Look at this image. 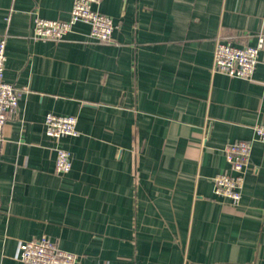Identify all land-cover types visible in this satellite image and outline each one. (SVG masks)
Returning a JSON list of instances; mask_svg holds the SVG:
<instances>
[{
	"label": "crops",
	"instance_id": "crops-1",
	"mask_svg": "<svg viewBox=\"0 0 264 264\" xmlns=\"http://www.w3.org/2000/svg\"><path fill=\"white\" fill-rule=\"evenodd\" d=\"M73 0H0L4 81L20 116L0 146V264L46 237L80 264H264V46L251 81L211 73L216 40L264 36V0H98L112 43L76 23L31 39L33 16L66 21ZM75 136L45 134L48 114ZM251 141L233 206L214 193L223 148ZM70 171L54 172L56 148Z\"/></svg>",
	"mask_w": 264,
	"mask_h": 264
},
{
	"label": "built area",
	"instance_id": "built-area-1",
	"mask_svg": "<svg viewBox=\"0 0 264 264\" xmlns=\"http://www.w3.org/2000/svg\"><path fill=\"white\" fill-rule=\"evenodd\" d=\"M98 0H73L69 18L66 21L46 20L33 16L31 39L34 41L61 42L70 33L76 23L89 25L90 38L96 43H112L114 25L112 20L92 9ZM236 37L222 35L216 42L213 51L211 73H219L229 78L251 81L259 53L264 46V36L258 35L255 45L236 46ZM6 39H0V146L2 145L5 126L17 121L20 116V90L14 83L4 81ZM77 119L73 116H57L48 113L44 119L45 134L59 142L61 138L75 136ZM255 140L264 147V123L253 128ZM251 141H236L226 144L223 153L230 173L217 174L213 178L214 193L227 199L233 206L240 203L241 191L248 167ZM71 157L67 150L56 148L54 172L63 176L70 171ZM18 260L21 264H80L77 255L63 251L56 242L46 237L21 241L18 245Z\"/></svg>",
	"mask_w": 264,
	"mask_h": 264
}]
</instances>
